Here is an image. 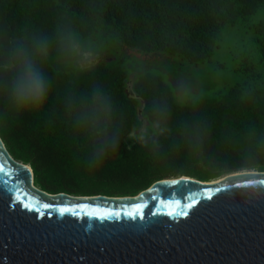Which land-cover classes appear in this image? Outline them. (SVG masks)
<instances>
[{
    "label": "trees",
    "instance_id": "obj_1",
    "mask_svg": "<svg viewBox=\"0 0 264 264\" xmlns=\"http://www.w3.org/2000/svg\"><path fill=\"white\" fill-rule=\"evenodd\" d=\"M40 36L49 93L21 111L6 91L14 52ZM223 53L236 79L195 82L225 69ZM167 73L197 88L178 95ZM0 141L50 195L264 173V0H0Z\"/></svg>",
    "mask_w": 264,
    "mask_h": 264
},
{
    "label": "water",
    "instance_id": "obj_2",
    "mask_svg": "<svg viewBox=\"0 0 264 264\" xmlns=\"http://www.w3.org/2000/svg\"><path fill=\"white\" fill-rule=\"evenodd\" d=\"M220 179H163L134 197L50 195L0 141V264H264V173ZM137 205L143 219L125 215ZM104 212L119 215L96 218Z\"/></svg>",
    "mask_w": 264,
    "mask_h": 264
},
{
    "label": "clouds",
    "instance_id": "obj_3",
    "mask_svg": "<svg viewBox=\"0 0 264 264\" xmlns=\"http://www.w3.org/2000/svg\"><path fill=\"white\" fill-rule=\"evenodd\" d=\"M48 52L47 37H34L32 46L19 44L14 52L15 66L6 85L11 102L21 111H36L45 102L50 82L39 58Z\"/></svg>",
    "mask_w": 264,
    "mask_h": 264
},
{
    "label": "rangeland",
    "instance_id": "obj_4",
    "mask_svg": "<svg viewBox=\"0 0 264 264\" xmlns=\"http://www.w3.org/2000/svg\"><path fill=\"white\" fill-rule=\"evenodd\" d=\"M80 61L83 62V64H85V65L88 64V62H85V60L82 57L80 58L79 62ZM213 61L214 62L217 61V62L224 63L225 64V69L224 70H217L215 72H211V70L209 69L205 73V75L203 76L202 79L197 78L195 82L200 84L201 81H203V79L205 77V78H210L211 80L213 79L215 84L218 85V81L217 80L220 77H224L225 81H233V80L236 79L235 77H230L228 75V73L232 70L233 65H232L230 59L228 57H226L224 55V53L215 55ZM167 79L171 82L172 86L174 87L175 93L178 94V95L181 94L183 92V90H185V89H189L191 91H194L197 88L196 83L190 78H185V77L184 78H176V77L172 76L171 73H167ZM195 94H193V95H195ZM187 98L189 99V97L187 95H183L182 96V100L180 102H184ZM219 179H217V180H219Z\"/></svg>",
    "mask_w": 264,
    "mask_h": 264
},
{
    "label": "snow or ice",
    "instance_id": "obj_5",
    "mask_svg": "<svg viewBox=\"0 0 264 264\" xmlns=\"http://www.w3.org/2000/svg\"><path fill=\"white\" fill-rule=\"evenodd\" d=\"M45 208H50L51 206L50 205H44ZM135 207V211L133 212H128V213H125V215L135 219L137 217V215H140V218L143 219V216L141 214V209H142V206L140 205H137V206H134ZM60 214L63 215L65 214L66 212H68L69 210L67 208H61L60 210ZM75 214V213H73ZM170 215H173V213H169ZM180 215H185L186 213H179ZM96 215V218L100 219V220H106V219H109V218H112V217H116L118 216L119 214L118 213H115V212H104V213H97L95 214Z\"/></svg>",
    "mask_w": 264,
    "mask_h": 264
},
{
    "label": "bare ground",
    "instance_id": "obj_6",
    "mask_svg": "<svg viewBox=\"0 0 264 264\" xmlns=\"http://www.w3.org/2000/svg\"><path fill=\"white\" fill-rule=\"evenodd\" d=\"M93 63V61H90V62H88V64H92ZM252 172V171H251ZM219 181H221V179H219V180H215V181H211L210 183L211 184H214V183H217V182H219Z\"/></svg>",
    "mask_w": 264,
    "mask_h": 264
}]
</instances>
